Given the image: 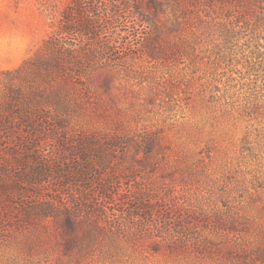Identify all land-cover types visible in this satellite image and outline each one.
<instances>
[{"label":"rangeland","instance_id":"374dc122","mask_svg":"<svg viewBox=\"0 0 264 264\" xmlns=\"http://www.w3.org/2000/svg\"><path fill=\"white\" fill-rule=\"evenodd\" d=\"M68 2L0 0V101ZM149 12L150 54L44 101L36 137L0 132V264H264V0Z\"/></svg>","mask_w":264,"mask_h":264},{"label":"trees","instance_id":"16d2710c","mask_svg":"<svg viewBox=\"0 0 264 264\" xmlns=\"http://www.w3.org/2000/svg\"><path fill=\"white\" fill-rule=\"evenodd\" d=\"M201 2L202 0H69L54 30L37 49L36 54L16 68L2 71L6 96L4 101H0V132L4 129L6 134L8 131L9 135H14L23 130L27 135L35 136V132L42 131L49 122L42 107L45 106L44 101L49 100L59 107H66L68 101L59 95H71L79 85H84L86 78L89 79L98 70L128 63L130 51L135 44H141L149 54L150 50H154L149 37L155 24L149 12L151 9L168 5L180 17L195 11ZM155 29L157 32L160 30L158 27ZM145 31L147 33L142 36L143 41H140L141 38L136 36ZM59 124L61 123H58L56 129ZM34 138L24 141L27 144L26 150L16 158L18 163L25 164L28 158L33 157L35 163L28 176L32 183L42 180L45 173L52 172L47 167L50 163L43 160V153L29 148L39 143ZM102 158L104 156L100 160ZM93 170L94 167L84 169L80 176L85 181H95ZM56 171L57 175L62 172ZM66 171L69 174L74 172L72 168ZM101 192L103 195L107 194V186L103 183ZM43 214L46 216L50 213L44 210Z\"/></svg>","mask_w":264,"mask_h":264}]
</instances>
